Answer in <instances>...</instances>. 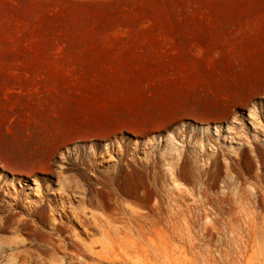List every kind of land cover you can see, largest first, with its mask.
<instances>
[{
	"label": "rangeland",
	"instance_id": "obj_1",
	"mask_svg": "<svg viewBox=\"0 0 264 264\" xmlns=\"http://www.w3.org/2000/svg\"><path fill=\"white\" fill-rule=\"evenodd\" d=\"M0 223V264H264V0H0Z\"/></svg>",
	"mask_w": 264,
	"mask_h": 264
},
{
	"label": "bare ground",
	"instance_id": "obj_2",
	"mask_svg": "<svg viewBox=\"0 0 264 264\" xmlns=\"http://www.w3.org/2000/svg\"><path fill=\"white\" fill-rule=\"evenodd\" d=\"M110 120V119H109ZM112 121V120H111ZM94 123V122H93ZM79 125H80V123H79ZM94 125V124H93ZM108 123H105V122H99V124L98 123H96L95 124V127H98V128H100V129H105V128H107L108 127ZM105 126H107V127H105ZM80 127V126H79ZM145 128V127H144ZM142 132H147V131H143L142 130ZM25 146V145H24ZM28 148V145H27V147H26V149ZM24 149H25V147H24ZM26 153V152H25ZM28 154V153H27ZM31 155L29 156L31 159H32V155H33V153H30ZM24 155V154H23ZM37 156H38V154H37ZM35 157H36V154H35ZM151 209L153 210V209H155V207L154 206H151ZM136 212V211H135ZM136 213H138V212H136ZM138 215H140V213H138ZM138 218V217H137ZM3 224L2 223H0V229H2L3 228ZM77 240V239H76ZM19 242V241H18ZM89 249H91V246L89 247ZM61 251H63L62 249H61ZM37 253V252H36ZM63 253H65V252H63ZM98 253V252H97ZM12 255V254H11ZM74 255H78L77 253L75 254L74 253ZM41 258V257H40ZM39 258V259H40ZM34 260V259H33ZM35 261V260H34ZM40 261V260H39ZM28 263V262H27ZM30 263H31V260H30ZM33 263V262H32ZM29 264V263H28Z\"/></svg>",
	"mask_w": 264,
	"mask_h": 264
}]
</instances>
